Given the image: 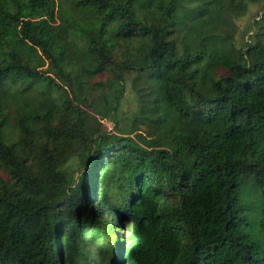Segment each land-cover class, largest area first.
Wrapping results in <instances>:
<instances>
[{
  "label": "trees",
  "instance_id": "1",
  "mask_svg": "<svg viewBox=\"0 0 264 264\" xmlns=\"http://www.w3.org/2000/svg\"><path fill=\"white\" fill-rule=\"evenodd\" d=\"M0 169V264H264V0H0Z\"/></svg>",
  "mask_w": 264,
  "mask_h": 264
},
{
  "label": "rangeland",
  "instance_id": "2",
  "mask_svg": "<svg viewBox=\"0 0 264 264\" xmlns=\"http://www.w3.org/2000/svg\"><path fill=\"white\" fill-rule=\"evenodd\" d=\"M261 3H255L250 4L249 9L247 10L246 14L242 16L241 18L235 20V27L234 31L233 28H231L230 31H233L234 37L237 42H239L240 38H242L241 32H243L244 27L246 26V23H248L252 18H254L256 13L260 11ZM133 74L128 73L126 75V81H125V88L123 92V98L121 102V106L119 108L118 112V121L117 123H111L108 120H103L104 125L106 128H109V130L114 132H121L123 129V126H126L129 128L132 125V119L135 118L136 115L139 114V106L141 104L142 99L140 98V93H142L140 90H138V85H134L133 83ZM144 99V98H143ZM138 123V122H137ZM147 126V125H146ZM143 124H138V127L146 128ZM73 160H76L74 157ZM3 170L0 169V176L4 175ZM130 227L127 225L123 226V232L122 235L124 237V243L126 242L125 236L128 235ZM109 264H112V262H109Z\"/></svg>",
  "mask_w": 264,
  "mask_h": 264
}]
</instances>
